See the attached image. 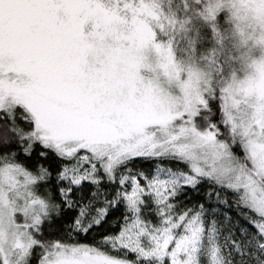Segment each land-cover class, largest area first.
<instances>
[{
  "label": "snow or ice",
  "instance_id": "6c2138e0",
  "mask_svg": "<svg viewBox=\"0 0 264 264\" xmlns=\"http://www.w3.org/2000/svg\"><path fill=\"white\" fill-rule=\"evenodd\" d=\"M0 264H264V0H0Z\"/></svg>",
  "mask_w": 264,
  "mask_h": 264
}]
</instances>
